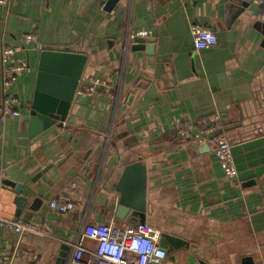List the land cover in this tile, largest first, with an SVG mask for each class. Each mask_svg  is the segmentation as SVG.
Here are the masks:
<instances>
[{
	"label": "crops",
	"instance_id": "crops-1",
	"mask_svg": "<svg viewBox=\"0 0 264 264\" xmlns=\"http://www.w3.org/2000/svg\"><path fill=\"white\" fill-rule=\"evenodd\" d=\"M108 1L0 4V47H24L17 56L28 63L7 89L20 115L0 118V216L37 221L43 231L19 237L0 228V264H70L85 225L126 226L110 206L124 167L137 159L146 170L145 224L160 240L181 242L168 244L163 264H264V7L117 0L107 10ZM197 26L216 34L214 47L194 48ZM134 35L154 42L132 50ZM45 49L87 56L77 90L94 79L103 85L92 96L76 90L63 126L35 133L30 105ZM1 81L0 62V95ZM212 115L221 117L235 177L207 145L178 136L180 126ZM6 181L27 197L18 216ZM71 191L74 210L57 214L50 202ZM81 244L93 264L95 241Z\"/></svg>",
	"mask_w": 264,
	"mask_h": 264
},
{
	"label": "built area",
	"instance_id": "built-area-1",
	"mask_svg": "<svg viewBox=\"0 0 264 264\" xmlns=\"http://www.w3.org/2000/svg\"><path fill=\"white\" fill-rule=\"evenodd\" d=\"M10 0H0V4L6 5ZM253 4L264 7V0H253ZM194 48L197 50L214 47L217 36L205 27H193L191 30ZM145 36V33H141ZM25 38L35 39L34 35L26 34ZM134 37L131 36V41ZM129 38L127 39V43ZM24 47L3 48L0 47V62L2 67L0 118L20 115L19 100L7 93L8 87L16 80L17 75L28 68L27 61L19 59L17 54ZM103 85L100 79H94L89 85L78 89L77 93L92 96ZM63 126L64 122L60 123ZM221 117L212 115L199 119L192 123L180 126L178 136L196 145H207L226 177H235L237 167L232 153V147L226 136L219 132ZM51 209L57 214L64 215L74 210L75 201L73 191L69 195L59 196L50 202ZM0 228L14 232L19 237L26 233H42L37 221H23L18 217L4 218L0 216ZM81 240L91 239L96 243L93 264H163L167 252L160 245V232L144 224L139 226H119L115 223L87 224L83 227ZM81 240L75 244L70 264H92L84 259L86 250Z\"/></svg>",
	"mask_w": 264,
	"mask_h": 264
},
{
	"label": "water",
	"instance_id": "water-1",
	"mask_svg": "<svg viewBox=\"0 0 264 264\" xmlns=\"http://www.w3.org/2000/svg\"><path fill=\"white\" fill-rule=\"evenodd\" d=\"M116 2L117 0H109L106 9L110 10ZM153 42L154 40L149 37H134L131 41V49H143L145 43ZM147 48L150 49L148 46ZM86 60L85 54L72 52L69 49L63 51L45 49L39 53L35 91L30 105V122L31 127H35V133H40L65 121ZM48 168H45L41 173H44ZM6 183L13 185L14 192L17 194L18 209L16 214L18 216L22 202L25 203L27 197L20 195L21 184H13L8 181ZM145 188V166L141 159H137L124 167L115 187L119 193L118 200L110 206V211L115 212L116 218L125 221L129 226L144 225ZM168 244L177 248L181 242H175L173 237L162 234L160 245L166 250Z\"/></svg>",
	"mask_w": 264,
	"mask_h": 264
}]
</instances>
